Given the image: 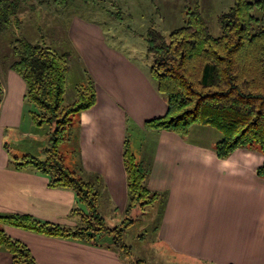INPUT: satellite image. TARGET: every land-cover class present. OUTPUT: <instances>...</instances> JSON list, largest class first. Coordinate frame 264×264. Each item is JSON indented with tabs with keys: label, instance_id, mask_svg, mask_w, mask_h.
I'll return each instance as SVG.
<instances>
[{
	"label": "crops",
	"instance_id": "1",
	"mask_svg": "<svg viewBox=\"0 0 264 264\" xmlns=\"http://www.w3.org/2000/svg\"><path fill=\"white\" fill-rule=\"evenodd\" d=\"M67 37L85 78L96 84L97 101L75 126L67 166L99 194L100 207L126 214L129 203L124 149L129 135L144 137L137 161L149 171L147 186L167 193L160 211L158 242L175 264H264V159L258 150L240 148L219 159L213 141L194 127L186 138L145 124L167 114L168 106L150 72L107 42L103 27L84 16H71ZM0 216L30 215L43 223L71 229L78 200L74 191L52 188L35 169H16L10 143L29 137L27 86L8 64L0 67ZM32 122V121H31ZM33 123V122H32ZM195 139V138H194ZM101 214V213H100ZM103 217V216H102ZM25 244L37 264H129L111 244L93 245L47 237L0 224ZM0 264L13 256L0 249Z\"/></svg>",
	"mask_w": 264,
	"mask_h": 264
},
{
	"label": "trees",
	"instance_id": "2",
	"mask_svg": "<svg viewBox=\"0 0 264 264\" xmlns=\"http://www.w3.org/2000/svg\"><path fill=\"white\" fill-rule=\"evenodd\" d=\"M94 0H54L61 9L93 6ZM22 0H0V36L20 26ZM221 37H214L199 10L187 13L185 25L168 37L151 28L148 52L153 55L150 75L167 102V114L145 124L147 129L167 130L186 138L194 125L211 127L222 134L215 146L219 159L229 158L240 148L258 150L264 159V0H234V5L217 18ZM10 69L27 86L26 102L31 121L51 128L46 160L27 157L15 162L16 169L32 167L49 175V186L74 191L86 212L75 209L83 227L68 229L43 223L30 215L0 216V223L47 237L78 240L97 245L96 238L111 232L99 212V194L66 164L61 146L73 142L75 126L82 112L97 101L95 81L88 76L78 86L77 100L65 104L66 76L72 52L59 54L49 47L16 40ZM7 59L4 58V61ZM0 83V105L3 98ZM129 203L126 214L135 209L166 203L168 194L152 192L147 186L149 171L134 156L127 138L124 149ZM264 178V162L257 170ZM132 222V221H131ZM112 247L129 248L117 231ZM0 249L13 256V264H37L25 244L0 229Z\"/></svg>",
	"mask_w": 264,
	"mask_h": 264
},
{
	"label": "rangeland",
	"instance_id": "3",
	"mask_svg": "<svg viewBox=\"0 0 264 264\" xmlns=\"http://www.w3.org/2000/svg\"><path fill=\"white\" fill-rule=\"evenodd\" d=\"M93 6H83L80 2L66 9L58 8L54 0H22L18 13L20 26H13L0 36V67L14 59L12 48L16 40L26 38L33 44L51 48L59 54L72 52L73 58L68 63L66 76L65 104L77 100V89L86 80L84 68L75 56L67 37L68 20L71 16L80 15L97 21L104 29L107 42L129 55L141 67L150 72L153 55L148 52L147 35L154 28L164 36L185 25L187 13L199 10L211 34L218 38L222 30L218 16L226 13L234 5V0H94ZM4 58L7 60L4 61ZM25 127L29 137L17 135L10 143L12 154L22 162L27 157L39 161L47 158L46 148L49 144L51 128L37 127L27 120ZM206 129V136H191L193 140L213 141L222 134L211 127L194 125ZM144 137L131 133V150L137 156L144 145ZM195 138V139H194ZM73 142L61 146V152L70 165ZM33 169L32 167H28ZM41 175L51 178L42 172ZM78 209L86 212V206L78 203ZM106 227L111 232H104L96 238L98 244H113L114 237L123 230L122 243L129 248H120L123 259L129 264H175L165 248L158 242L160 211L156 207L141 208L137 206L128 214L120 215L112 208L100 207ZM76 224L71 229L84 226L81 216L76 215ZM132 221V222H131ZM3 224V223H0Z\"/></svg>",
	"mask_w": 264,
	"mask_h": 264
}]
</instances>
